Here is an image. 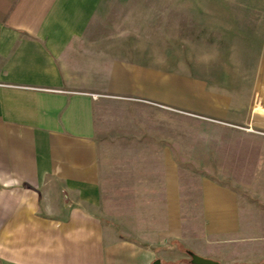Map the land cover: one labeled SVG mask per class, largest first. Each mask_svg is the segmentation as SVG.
<instances>
[{
	"label": "crops",
	"instance_id": "obj_1",
	"mask_svg": "<svg viewBox=\"0 0 264 264\" xmlns=\"http://www.w3.org/2000/svg\"><path fill=\"white\" fill-rule=\"evenodd\" d=\"M127 4L0 0V264H264V134L223 124L178 142L161 115L170 54ZM121 153L136 177H112ZM104 186L136 187V243L102 220Z\"/></svg>",
	"mask_w": 264,
	"mask_h": 264
},
{
	"label": "rangeland",
	"instance_id": "obj_2",
	"mask_svg": "<svg viewBox=\"0 0 264 264\" xmlns=\"http://www.w3.org/2000/svg\"><path fill=\"white\" fill-rule=\"evenodd\" d=\"M127 5H145V32L159 34L162 54H170L161 57V81L162 101L170 102L171 110L162 108L161 115H177L178 142L200 141L202 131L223 124L264 134L257 111L264 109V0H128ZM161 130H168L167 122ZM184 131L193 139L179 137ZM121 140L122 152L138 142ZM117 157L113 164L122 168L112 177H136L137 155ZM135 188L104 186L100 203L102 220L133 243L143 222L137 202L127 196ZM152 221L144 219L146 226Z\"/></svg>",
	"mask_w": 264,
	"mask_h": 264
},
{
	"label": "water",
	"instance_id": "obj_3",
	"mask_svg": "<svg viewBox=\"0 0 264 264\" xmlns=\"http://www.w3.org/2000/svg\"><path fill=\"white\" fill-rule=\"evenodd\" d=\"M188 255L190 257V263L191 264H219L218 262H216L214 260L201 257L199 255H196L195 253H192V252H188ZM153 264H160L159 260L154 261Z\"/></svg>",
	"mask_w": 264,
	"mask_h": 264
},
{
	"label": "trees",
	"instance_id": "obj_4",
	"mask_svg": "<svg viewBox=\"0 0 264 264\" xmlns=\"http://www.w3.org/2000/svg\"><path fill=\"white\" fill-rule=\"evenodd\" d=\"M189 263H190V261H189Z\"/></svg>",
	"mask_w": 264,
	"mask_h": 264
}]
</instances>
